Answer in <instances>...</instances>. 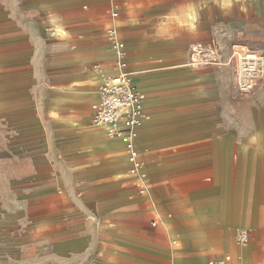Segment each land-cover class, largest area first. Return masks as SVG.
Instances as JSON below:
<instances>
[{
    "label": "crops",
    "instance_id": "0c3cea01",
    "mask_svg": "<svg viewBox=\"0 0 264 264\" xmlns=\"http://www.w3.org/2000/svg\"><path fill=\"white\" fill-rule=\"evenodd\" d=\"M108 1L65 2L90 8L72 29L81 52L67 61L73 77L118 72L84 70L117 53L95 45L97 26L84 21ZM117 1L125 70L144 110L140 177L130 173L123 139L79 121L66 127L55 138L59 156L38 170L37 192L7 224L0 264H209L225 255L264 264V83L237 96L235 67L223 63L234 45L264 52V0ZM179 7V23L168 20ZM102 22L107 33L109 15ZM213 43L221 62L191 63V47ZM84 91L93 113L100 92Z\"/></svg>",
    "mask_w": 264,
    "mask_h": 264
},
{
    "label": "rangeland",
    "instance_id": "374dc122",
    "mask_svg": "<svg viewBox=\"0 0 264 264\" xmlns=\"http://www.w3.org/2000/svg\"><path fill=\"white\" fill-rule=\"evenodd\" d=\"M66 1L0 0V254L9 249L7 224L22 215L27 195L38 190V170L59 156L55 138L78 121L94 127L93 113L84 106L88 97L84 89L93 85L98 92L109 77L91 81L71 75L67 61L72 53H81L72 29L78 14H86L90 8H66ZM112 1L84 20L97 26L100 40L95 45L112 46L108 34L102 33V20L109 15ZM176 12L168 20L179 23L181 7ZM232 50L233 46L223 63L235 67ZM116 57L95 61L84 70L113 68ZM263 83L260 80L258 86ZM62 190H57L58 197L64 196L59 194Z\"/></svg>",
    "mask_w": 264,
    "mask_h": 264
},
{
    "label": "built area",
    "instance_id": "2783aa9c",
    "mask_svg": "<svg viewBox=\"0 0 264 264\" xmlns=\"http://www.w3.org/2000/svg\"><path fill=\"white\" fill-rule=\"evenodd\" d=\"M122 4L114 0L109 8V26L107 34L112 46L118 47L115 68L118 70L114 76L106 77L100 85V100L94 108L91 122L94 126L103 127L114 138L123 139L125 152L131 165L130 173L140 177L143 161L135 147L138 130L142 125L144 110L141 95L132 84L130 73L125 68L126 52L119 36L117 22L120 18ZM217 46L205 47L196 45L191 47V63L221 62ZM235 62L234 92L237 96L251 94L258 87L259 81L264 78V52L248 47L233 46L231 61ZM147 190L145 185H140V191ZM237 241L246 245L250 241L249 231L241 229ZM209 264H232V257L225 255L214 259Z\"/></svg>",
    "mask_w": 264,
    "mask_h": 264
},
{
    "label": "bare ground",
    "instance_id": "6f19581e",
    "mask_svg": "<svg viewBox=\"0 0 264 264\" xmlns=\"http://www.w3.org/2000/svg\"><path fill=\"white\" fill-rule=\"evenodd\" d=\"M165 30V29H164ZM115 47V46H114ZM116 48V50H117V52H118V50H119V48L118 47H115ZM132 84H133V82H132ZM134 85V84H133ZM94 126V125H93ZM95 127H98V126H95ZM98 128H102V127H98ZM104 129V128H103ZM107 130V129H106ZM108 131V130H107Z\"/></svg>",
    "mask_w": 264,
    "mask_h": 264
}]
</instances>
